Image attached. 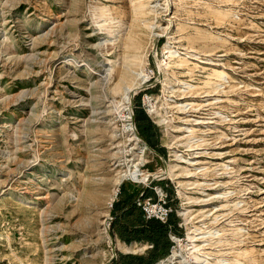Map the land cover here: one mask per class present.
<instances>
[{"label":"rangeland","instance_id":"374dc122","mask_svg":"<svg viewBox=\"0 0 264 264\" xmlns=\"http://www.w3.org/2000/svg\"><path fill=\"white\" fill-rule=\"evenodd\" d=\"M158 183L175 264H264V0H0V264H103Z\"/></svg>","mask_w":264,"mask_h":264},{"label":"crops","instance_id":"0c3cea01","mask_svg":"<svg viewBox=\"0 0 264 264\" xmlns=\"http://www.w3.org/2000/svg\"><path fill=\"white\" fill-rule=\"evenodd\" d=\"M147 130L150 141H147L145 135H142V137L151 148L159 151L157 149L159 143L153 134L152 126L147 127ZM142 189L145 195H150L148 189L145 187ZM133 196L134 194L130 196L128 192L118 189L112 207L113 219L111 221V232L113 234L111 250H114V255L111 256L110 253L103 264H137L134 262V257L138 259L139 264H154L168 253L171 244L169 234L174 233L177 235L180 233L177 219L170 214L167 220V228L160 226L157 228L155 235L148 234L147 230L155 221L144 218L139 207L132 205ZM140 227H143V230H139ZM133 243L139 245L145 243V246L139 252L124 251L120 248L122 245Z\"/></svg>","mask_w":264,"mask_h":264},{"label":"bare ground","instance_id":"6f19581e","mask_svg":"<svg viewBox=\"0 0 264 264\" xmlns=\"http://www.w3.org/2000/svg\"><path fill=\"white\" fill-rule=\"evenodd\" d=\"M141 14H142V6L139 5L138 6V11L135 12V18H138ZM129 103H127V105L124 108V113L121 115V121L123 122V125H124V131L126 133H128V135L130 136L131 140L135 142V145L137 146V148H139L141 150L140 152H142V154L140 155V161L134 166L135 168H137V167H139L141 165V162H143L145 160V158H146L145 150L148 147L145 144V142L143 140H141V138L138 136V134L135 131V127H134L133 120H132V109H131V106H130ZM151 112L152 111H149L148 113L150 114ZM177 156H179V155H177ZM88 159H90V158H88ZM138 159H139V157H138ZM136 176H137V169H134V170L125 171L121 175V178H122V180L123 179H128L130 181H136V180H138V178ZM85 177H87V176L85 175ZM115 192L116 191H114V193ZM177 193H180V191L178 190ZM112 199H113V197H111V200ZM172 238L175 241L176 246H174L171 249L169 255H166L165 257L160 258L154 264H175L176 262L180 263L179 260H177V259H179L181 257V251L183 250L182 246H181L182 244H181L180 239L178 237L172 236ZM187 238L190 239V241H191V244H192L191 248L196 249V245L194 244V241L196 239L194 238V236L191 235V232L188 233V237ZM143 247H144V245H139V244L133 243L131 245H122L120 248H122V250H124V251L138 252V251L142 250ZM193 253L194 252L192 251L191 255H192L193 259L197 260L199 256H197V254L195 255Z\"/></svg>","mask_w":264,"mask_h":264},{"label":"built area","instance_id":"2783aa9c","mask_svg":"<svg viewBox=\"0 0 264 264\" xmlns=\"http://www.w3.org/2000/svg\"><path fill=\"white\" fill-rule=\"evenodd\" d=\"M154 195H145L143 189L138 190L134 197V203L139 207L142 216L144 218H154L160 222H165L169 213L173 210L168 203L166 192L163 189V185L160 183L152 185ZM112 201L109 203L111 206ZM112 215L106 216V225L110 223ZM174 234H169V238L173 241ZM114 253V252H113Z\"/></svg>","mask_w":264,"mask_h":264},{"label":"trees","instance_id":"16d2710c","mask_svg":"<svg viewBox=\"0 0 264 264\" xmlns=\"http://www.w3.org/2000/svg\"><path fill=\"white\" fill-rule=\"evenodd\" d=\"M136 106H138V103H137V105ZM135 106V107H136ZM146 119V118H145ZM144 121H146V120H144ZM140 122V121H139ZM143 122V121H142ZM137 124L138 125H140L141 123H138V121H137ZM146 124H147V122H146ZM147 125H149V124H147ZM141 126V125H140ZM147 141H150V138H148L147 137ZM164 189V188H163ZM164 191H165V189H164ZM166 192V191H165ZM166 195H167V193H166ZM167 200H168V196H167ZM168 203H170V202H168ZM132 205H134V203H132ZM111 206H112V204H111ZM172 207V206H171ZM173 208V207H172ZM174 211V208H173V210L169 213V215L171 214L173 217H175L174 216V214L172 213ZM112 215V214H111ZM168 215V216H169ZM176 218V217H175ZM112 219H113V215H112ZM112 219L110 220V223H111V221H112ZM146 219H152V220H154L155 222L153 223V224H151L150 225V227H149V229L147 230V233L148 234H153V235H155L156 233H157V228L158 227H160V226H164V227H166L167 228V220H168V217H167V220L165 221V222H160V221H158L157 219H154V218H146ZM169 228V227H168ZM147 229V228H146ZM170 229V228H169ZM139 230H143V227H140L139 228ZM172 234H174V233H172ZM174 235H176V234H174ZM171 245V244H170ZM168 252V251H167ZM166 255H168V254H166ZM165 257V256H164Z\"/></svg>","mask_w":264,"mask_h":264},{"label":"water","instance_id":"95a60500","mask_svg":"<svg viewBox=\"0 0 264 264\" xmlns=\"http://www.w3.org/2000/svg\"><path fill=\"white\" fill-rule=\"evenodd\" d=\"M145 144L148 146V144L145 142Z\"/></svg>","mask_w":264,"mask_h":264}]
</instances>
